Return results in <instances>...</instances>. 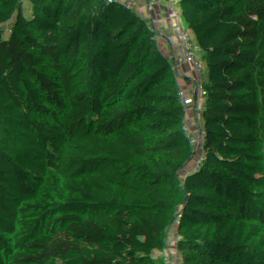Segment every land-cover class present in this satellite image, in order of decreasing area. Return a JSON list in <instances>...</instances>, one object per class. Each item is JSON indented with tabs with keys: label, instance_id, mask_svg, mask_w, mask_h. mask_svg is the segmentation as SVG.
Wrapping results in <instances>:
<instances>
[{
	"label": "trees",
	"instance_id": "obj_1",
	"mask_svg": "<svg viewBox=\"0 0 264 264\" xmlns=\"http://www.w3.org/2000/svg\"><path fill=\"white\" fill-rule=\"evenodd\" d=\"M6 0L32 53L165 197V264H264V0ZM0 89V264H145L116 166Z\"/></svg>",
	"mask_w": 264,
	"mask_h": 264
},
{
	"label": "built area",
	"instance_id": "obj_2",
	"mask_svg": "<svg viewBox=\"0 0 264 264\" xmlns=\"http://www.w3.org/2000/svg\"><path fill=\"white\" fill-rule=\"evenodd\" d=\"M6 0H0V54L8 57L10 63L19 70L20 76L24 80H29L33 75L44 71L45 66L41 59L34 55L31 50L33 43L32 38L21 35L20 33L9 28L4 23V7ZM65 86L64 80L60 78L54 85L55 88ZM24 111L27 113V118L32 120L34 115L43 119H49L50 108L52 102L50 99L44 98L42 105L36 108L30 95L19 98ZM65 134L79 135L92 144H97L98 140L106 134L105 126L101 117L93 110L87 111L79 118L71 117L62 121ZM137 129L129 127H119L115 129L114 135L119 139V145L134 150L138 165V175L135 179V187L132 190L133 202L138 205V200L143 196H148L152 207L150 210L151 216L154 218V224L161 233L158 239V246L161 250V243L164 237L165 222L163 220V210L165 207V197L160 190L152 165L144 158L141 152V146L137 138ZM126 136V145L124 137ZM106 137V136H105ZM111 137L113 135L111 134ZM109 136L107 137V139ZM106 139V140H107ZM111 140V138H110ZM120 150L113 145H108L106 157L119 168L117 156ZM138 229L144 237L145 241L154 239L151 232L145 231V222L140 220ZM156 264H165L162 252L159 251L155 255ZM145 264H150L145 259Z\"/></svg>",
	"mask_w": 264,
	"mask_h": 264
},
{
	"label": "crops",
	"instance_id": "obj_3",
	"mask_svg": "<svg viewBox=\"0 0 264 264\" xmlns=\"http://www.w3.org/2000/svg\"><path fill=\"white\" fill-rule=\"evenodd\" d=\"M4 23L21 35L27 36L26 32L20 28L12 12L7 13L5 7ZM59 79L60 77L56 73L45 68L43 72L33 75L29 80H24L20 76L19 70L10 63L8 57L0 54V89H6L8 93L18 99L30 95L36 108L42 105L44 98L50 99L52 106L49 119L55 122L62 123L63 120L71 117L79 118L90 111L91 109L81 103L65 86L61 88L54 87ZM102 122L106 129V137L104 136L98 140L97 145L102 151L108 150V145L116 146L120 150L117 156L120 166L117 168V176L121 185L132 193L138 175L136 153L134 150L119 145V139L114 135L115 128L107 118H102ZM111 134L113 137H111ZM124 142L126 145V136ZM150 201L148 196H143L138 200L137 207L140 219L145 222V231L151 232L154 236V239L145 241V259L150 264H156L155 255L161 251L158 246L161 233L154 224V218L149 213L152 207Z\"/></svg>",
	"mask_w": 264,
	"mask_h": 264
},
{
	"label": "rangeland",
	"instance_id": "obj_4",
	"mask_svg": "<svg viewBox=\"0 0 264 264\" xmlns=\"http://www.w3.org/2000/svg\"><path fill=\"white\" fill-rule=\"evenodd\" d=\"M139 1L140 0H136V2L128 5V9H127V12L125 14L126 17H128L129 15H131L134 12V9L138 5ZM152 4H153V10L150 13H145V15L143 16V18L141 20H139V25H138L139 27H142L143 24L147 20L151 19L153 16L159 15V8H158V2H157V0H152Z\"/></svg>",
	"mask_w": 264,
	"mask_h": 264
},
{
	"label": "water",
	"instance_id": "obj_5",
	"mask_svg": "<svg viewBox=\"0 0 264 264\" xmlns=\"http://www.w3.org/2000/svg\"><path fill=\"white\" fill-rule=\"evenodd\" d=\"M80 101V100H79Z\"/></svg>",
	"mask_w": 264,
	"mask_h": 264
}]
</instances>
